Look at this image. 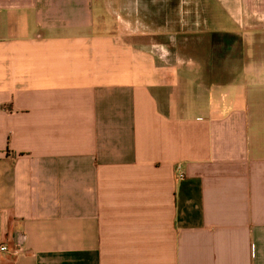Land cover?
Wrapping results in <instances>:
<instances>
[{
	"label": "crops",
	"instance_id": "0c3cea01",
	"mask_svg": "<svg viewBox=\"0 0 264 264\" xmlns=\"http://www.w3.org/2000/svg\"><path fill=\"white\" fill-rule=\"evenodd\" d=\"M97 2L0 0V264H264V0Z\"/></svg>",
	"mask_w": 264,
	"mask_h": 264
},
{
	"label": "rangeland",
	"instance_id": "374dc122",
	"mask_svg": "<svg viewBox=\"0 0 264 264\" xmlns=\"http://www.w3.org/2000/svg\"><path fill=\"white\" fill-rule=\"evenodd\" d=\"M95 5V16L97 28L104 26L116 28L119 31L128 33L129 36H135L137 30V0H97ZM181 2L182 0H178ZM102 22V24H101ZM145 22L152 26V20L146 19ZM99 23V24H98ZM190 43V42H188ZM197 47L201 46V42L196 43ZM211 48V46H209ZM215 49L217 47H214Z\"/></svg>",
	"mask_w": 264,
	"mask_h": 264
},
{
	"label": "built area",
	"instance_id": "2783aa9c",
	"mask_svg": "<svg viewBox=\"0 0 264 264\" xmlns=\"http://www.w3.org/2000/svg\"><path fill=\"white\" fill-rule=\"evenodd\" d=\"M180 164L177 165V168L180 169ZM181 175V174H180ZM23 247L22 246H13L9 247L7 243H1L0 244V252H6V253H11V254H19L23 252Z\"/></svg>",
	"mask_w": 264,
	"mask_h": 264
},
{
	"label": "flooded vegetation",
	"instance_id": "af4514ba",
	"mask_svg": "<svg viewBox=\"0 0 264 264\" xmlns=\"http://www.w3.org/2000/svg\"><path fill=\"white\" fill-rule=\"evenodd\" d=\"M176 1H178V0H176ZM155 2H157V0H137L138 4H143L145 6H150V7H152Z\"/></svg>",
	"mask_w": 264,
	"mask_h": 264
}]
</instances>
